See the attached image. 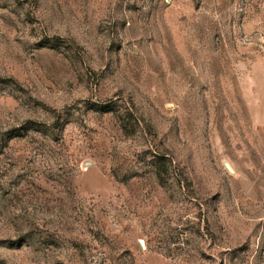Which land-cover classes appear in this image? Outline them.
<instances>
[{
    "label": "rangeland",
    "instance_id": "obj_1",
    "mask_svg": "<svg viewBox=\"0 0 264 264\" xmlns=\"http://www.w3.org/2000/svg\"><path fill=\"white\" fill-rule=\"evenodd\" d=\"M0 264H264V0H0Z\"/></svg>",
    "mask_w": 264,
    "mask_h": 264
}]
</instances>
